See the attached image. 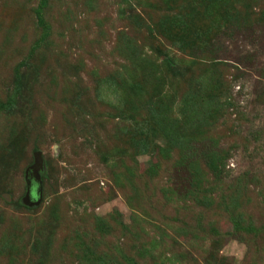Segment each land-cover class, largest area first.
<instances>
[{
  "label": "rangeland",
  "instance_id": "374dc122",
  "mask_svg": "<svg viewBox=\"0 0 264 264\" xmlns=\"http://www.w3.org/2000/svg\"><path fill=\"white\" fill-rule=\"evenodd\" d=\"M0 264H264V0H0Z\"/></svg>",
  "mask_w": 264,
  "mask_h": 264
},
{
  "label": "water",
  "instance_id": "95a60500",
  "mask_svg": "<svg viewBox=\"0 0 264 264\" xmlns=\"http://www.w3.org/2000/svg\"><path fill=\"white\" fill-rule=\"evenodd\" d=\"M44 172L42 154L36 152L33 155V164L25 172L27 185L23 204L28 207L38 206L42 201L41 175Z\"/></svg>",
  "mask_w": 264,
  "mask_h": 264
},
{
  "label": "trees",
  "instance_id": "16d2710c",
  "mask_svg": "<svg viewBox=\"0 0 264 264\" xmlns=\"http://www.w3.org/2000/svg\"><path fill=\"white\" fill-rule=\"evenodd\" d=\"M40 23L42 24V20H41V18H40ZM161 85L164 86V85H165V81H162ZM157 87H158V85H155V89H154V91H153L152 93H150L149 95L143 97V99H145V100H144L145 103H146V102H149V100L151 99V97H153V94H155V91H156ZM202 95H204V94H202ZM156 96H157V94H156ZM158 100H159V99H158ZM190 102H192L195 106L197 105V102H196L195 99H193V100L190 101ZM149 103H150V102H149ZM147 110H150V111H151V109H147ZM152 111H153V110H152ZM205 123H206V119H203L202 121H200V122H199V125H196V126H195V129H192V133H191L189 136L186 135V134H184V136H186V138L183 139V140H193V139L190 138V136L195 135V134L197 135L198 132H199V135H200V140H202V137L204 136V131L206 130V129H205V128H206ZM206 124H207V123H206ZM207 125H208V124H207ZM181 136H182V135H181ZM182 138H183V136H182ZM42 178H43V174L41 175V182H42ZM26 187H27V185H26ZM26 190H27V188H26ZM42 191H43V190H42ZM22 203H23V202H22ZM233 222H234V226H235V228H236V229H239V226H240V225H239V222L236 221V220H234Z\"/></svg>",
  "mask_w": 264,
  "mask_h": 264
}]
</instances>
